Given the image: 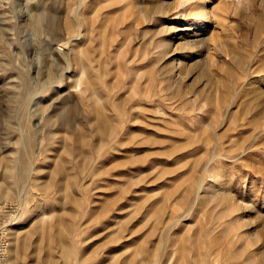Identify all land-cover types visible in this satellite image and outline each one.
Instances as JSON below:
<instances>
[{
  "label": "rangeland",
  "instance_id": "rangeland-1",
  "mask_svg": "<svg viewBox=\"0 0 264 264\" xmlns=\"http://www.w3.org/2000/svg\"><path fill=\"white\" fill-rule=\"evenodd\" d=\"M183 1L0 0L7 264L16 228L17 264L264 261V16L226 13L230 75Z\"/></svg>",
  "mask_w": 264,
  "mask_h": 264
},
{
  "label": "bare ground",
  "instance_id": "bare-ground-1",
  "mask_svg": "<svg viewBox=\"0 0 264 264\" xmlns=\"http://www.w3.org/2000/svg\"><path fill=\"white\" fill-rule=\"evenodd\" d=\"M186 1H195V4H194V9H198V16L200 18V20H205L207 17V13L206 11L204 10V2L205 0H184L182 3H185ZM212 6L209 11V15L210 17L213 18V21H214V30L211 31V35L207 38H210V42H212V45H213V48L212 50L214 49V55L213 56H209L211 60V64L214 66L215 64H218V61L221 60V62L225 65L223 66L222 64V68L224 73L226 72L229 73V67L232 65L233 66H236L238 67L239 69H241L243 72H247L248 68H249V65H248V61L246 60L247 58H245L243 55H240L238 52H233L229 49L228 47V41H226L224 44H222L220 41H218V38L220 37L219 36V30H222V31H227L228 28H230V26H233V25H229L226 21V13H229L228 10L230 7L233 8V14H241L243 15V17L245 16L246 18H244V20L246 19L248 22L250 23H253L252 25H255V27H258L260 24H261V18L264 16V0H212ZM191 9V7H190ZM194 9L192 11H194ZM245 10V11H244ZM247 10V11H246ZM254 10L257 11V14H255ZM222 12V13H221ZM196 13V12H195ZM232 13H230V15H232ZM240 15V16H241ZM196 16H197V13H196ZM197 16V17H198ZM229 17V16H228ZM231 17V16H230ZM242 18V16H241ZM240 19V18H239ZM210 21V19H209ZM213 23V22H212ZM249 23V24H250ZM232 24V23H231ZM248 24V25H249ZM192 25V24H191ZM247 25V26H248ZM250 27V25H249ZM262 27V26H261ZM186 28V27H185ZM184 28V29H185ZM254 28V27H253ZM256 29V28H255ZM259 29V28H257ZM253 30V29H252ZM262 30V29H261ZM226 33V32H225ZM257 33V32H256ZM254 34H252L253 36ZM194 36V39L192 38L191 39H187L184 36L180 37L178 39V46L179 45H182V46H190L192 44H195L198 42L199 38L198 37H195V34L193 35ZM257 36V35H256ZM255 37V36H254ZM253 37V38H254ZM259 37V36H258ZM198 38V39H197ZM252 38V39H253ZM257 38V37H256ZM255 38V39H256ZM254 39V40H255ZM200 40H204V39H201ZM203 42V41H202ZM251 42V41H250ZM257 42V41H256ZM168 44V43H167ZM171 44V43H170ZM252 44V42H251ZM256 44V43H255ZM196 45V44H195ZM254 45V44H253ZM255 46V45H254ZM192 47V46H191ZM189 48V47H188ZM162 49V48H161ZM263 51V50H262ZM245 55V54H244ZM261 57L263 56V52L260 54ZM264 58V57H263ZM263 61V60H262ZM262 63V62H261ZM220 64V63H219ZM220 65V66H221ZM212 66V67H213ZM224 67V68H223ZM264 68V66H262ZM233 68V67H232ZM235 68V67H234ZM215 69V67H214ZM217 69V67H216ZM219 69V70H221ZM263 70V69H262ZM84 72V70H82V73ZM221 72V71H220ZM222 73V72H221ZM220 74V73H219ZM230 74V73H229ZM228 74V75H229ZM241 74V73H240ZM221 75V74H220ZM231 75V74H230ZM233 75V74H232ZM217 76H218V73H217ZM79 77H82V76H79ZM237 77V76H236ZM219 80V79H218ZM226 80V79H225ZM231 80V79H230ZM77 81H81V78H78ZM224 81V80H223ZM227 82V81H225ZM232 83V82H231ZM229 85V84H228ZM227 84H222V82H216V85H215V90L218 91L220 93V99L223 97V94L225 95L226 93H228V89H229V86ZM235 85V84H234ZM231 86H233V84H231ZM214 87V86H213ZM234 88V87H233ZM242 88V87H241ZM254 88V87H253ZM249 89V88H248ZM255 89V88H254ZM257 92L253 91L252 93V96H251V101H249V104L247 105H250L252 106L254 104V106L256 108L259 109V117L263 118V121H262V126H261V130L260 131H264V91L260 88H256ZM264 89V88H263ZM214 90V91H215ZM233 91V89H230ZM229 90V92H230ZM250 91H251V86H250ZM237 92V91H236ZM235 92V93H236ZM231 93V92H230ZM235 93H231V94H235ZM251 94V93H250ZM249 94V95H250ZM219 95V94H218ZM215 96V95H214ZM232 97V96H231ZM230 97V98H231ZM224 98V97H223ZM227 99V98H226ZM217 100V99H216ZM250 100V99H249ZM223 101V100H222ZM228 101V99H227ZM242 101V100H241ZM215 102V101H214ZM218 104L221 105V101H219V97H218V101H216ZM220 102V103H219ZM217 104V105H218ZM219 105V106H220ZM260 118V119H261ZM6 165V164H5ZM4 188V187H3ZM7 190V189H6ZM7 192V191H6ZM212 194V193H210ZM225 195V194H224ZM211 196V195H210ZM213 196V195H212ZM223 196V195H222ZM214 197V196H213ZM212 197V199H213ZM227 198H229L227 195H226ZM211 198V197H210ZM222 198V197H221ZM204 201V200H203ZM228 201V199H227ZM226 201V202H227ZM229 203V202H228ZM260 218V216H258ZM262 217V221L264 223V215H261ZM42 218V216H41ZM47 218V217H46ZM43 219V218H42ZM41 219V221H43ZM45 219V218H44ZM40 221V219H39ZM35 223V222H34ZM42 223V222H41ZM53 223V222H52ZM36 224V223H35ZM33 225V224H32ZM52 225V224H51ZM264 226V224H263ZM28 228V227H27ZM49 228V227H48ZM43 229V228H41ZM20 230V229H19ZM17 228L13 230V238L12 239V242L11 243V246L9 247L8 250H10V253H11V258H10V261L13 262L14 264H17L18 263V258H20V254L18 252V244H17V236L16 234L18 233L19 231ZM23 230V228H22ZM21 230V231H22ZM264 230V228H263ZM262 231V230H261ZM258 232V231H257ZM12 233V231H11ZM20 233V231H19ZM18 233V234H19ZM41 233V232H40ZM43 233V231H42ZM62 235V234H61ZM257 238H261L263 240V237L260 235V233H258V235H256ZM57 239V238H56ZM59 239V238H58ZM23 240V239H22ZM51 240V238H50ZM256 240V238H255ZM59 241V240H58ZM264 243V241H263ZM24 244V243H23ZM22 245V244H21ZM7 248H8V236H7V246L5 247V251H7ZM7 253V252H6ZM248 261L246 262L247 264H264V261L262 260H256L254 258H250L248 257ZM20 260V259H19ZM201 264V263H200Z\"/></svg>",
  "mask_w": 264,
  "mask_h": 264
},
{
  "label": "built area",
  "instance_id": "built-area-1",
  "mask_svg": "<svg viewBox=\"0 0 264 264\" xmlns=\"http://www.w3.org/2000/svg\"><path fill=\"white\" fill-rule=\"evenodd\" d=\"M10 208L12 207L8 204H0V264H7L5 247L7 246V227L11 219L9 220L5 215L9 213Z\"/></svg>",
  "mask_w": 264,
  "mask_h": 264
}]
</instances>
